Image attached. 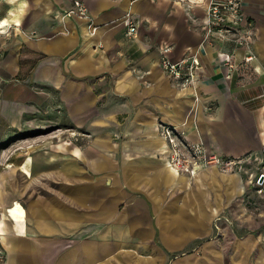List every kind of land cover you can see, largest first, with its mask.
<instances>
[{
    "label": "crops",
    "instance_id": "0c3cea01",
    "mask_svg": "<svg viewBox=\"0 0 264 264\" xmlns=\"http://www.w3.org/2000/svg\"><path fill=\"white\" fill-rule=\"evenodd\" d=\"M82 1L86 18L65 13L73 0H0V118L22 131V147L0 150V264H167L214 233L223 183L246 189L264 164V0H243L250 64L203 40L208 0ZM163 44L174 60L197 54L192 87L161 68ZM45 117L54 141L37 146L48 131L22 128ZM164 125L236 165L173 171Z\"/></svg>",
    "mask_w": 264,
    "mask_h": 264
},
{
    "label": "built area",
    "instance_id": "2783aa9c",
    "mask_svg": "<svg viewBox=\"0 0 264 264\" xmlns=\"http://www.w3.org/2000/svg\"><path fill=\"white\" fill-rule=\"evenodd\" d=\"M65 13L88 17L87 6L82 0H73L71 7ZM122 22L127 27V36L133 37L137 34L138 28L131 14H125ZM201 28L205 41L212 37L222 41L229 40L233 43L234 49L242 48L243 63L250 64L255 59L252 49L254 33L250 23L247 22L243 0H208ZM159 50V64L169 77L183 89L192 87L199 77L200 61L197 54H188L174 60L170 56L172 51L170 45L163 44ZM221 60L225 78L229 79L241 64V60H238L233 51L223 53ZM253 69L257 71V67ZM161 135L166 138L170 147L166 164L177 173L187 172L191 176H196L211 165H219L227 170L236 165L235 159L208 150L203 141L187 140L184 132L174 127L162 126ZM261 176H264V169Z\"/></svg>",
    "mask_w": 264,
    "mask_h": 264
},
{
    "label": "rangeland",
    "instance_id": "374dc122",
    "mask_svg": "<svg viewBox=\"0 0 264 264\" xmlns=\"http://www.w3.org/2000/svg\"><path fill=\"white\" fill-rule=\"evenodd\" d=\"M41 119L43 121L36 119L26 123L22 130H29L35 126L40 127L43 132L48 131L39 137L41 139H38L40 142L37 146H49L54 141L53 122H48L46 117ZM6 126L7 124L0 118V136L10 130V127ZM10 132L12 137L0 139L2 152L12 143L22 147L20 144L22 131L14 127ZM36 140L32 139L31 142L37 143ZM263 169L264 164L257 166L254 179L246 189L237 190L228 180V186L224 187L223 183L222 211L214 220V233L203 235L201 239L192 240L184 249L174 251L177 254L169 255L167 264H264V192L260 194L256 192L263 182L260 180ZM240 174L247 178L248 170L241 171Z\"/></svg>",
    "mask_w": 264,
    "mask_h": 264
},
{
    "label": "water",
    "instance_id": "95a60500",
    "mask_svg": "<svg viewBox=\"0 0 264 264\" xmlns=\"http://www.w3.org/2000/svg\"><path fill=\"white\" fill-rule=\"evenodd\" d=\"M264 178V176H261V179Z\"/></svg>",
    "mask_w": 264,
    "mask_h": 264
}]
</instances>
